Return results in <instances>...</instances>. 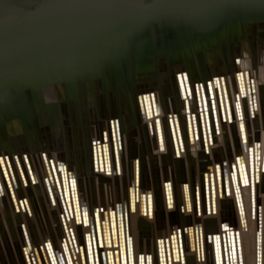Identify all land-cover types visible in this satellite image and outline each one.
I'll use <instances>...</instances> for the list:
<instances>
[{
  "label": "bare ground",
  "instance_id": "obj_1",
  "mask_svg": "<svg viewBox=\"0 0 264 264\" xmlns=\"http://www.w3.org/2000/svg\"><path fill=\"white\" fill-rule=\"evenodd\" d=\"M121 2L75 0L77 12L61 16L69 27L62 32L64 38L55 39L49 31L43 54L33 50L40 46L33 41L11 46L0 55V264H32L26 237L37 264H49L39 240L49 237L58 248L64 220L71 223L77 241L83 244L80 253L85 255L84 236L90 227L75 224L74 216L80 220L79 209L96 204L107 210L103 216L113 223L117 209V220L124 222L134 251L137 255L152 252L154 264H158L159 246L171 250L174 260L169 264H181L172 246L175 233L185 225H194L199 232L202 228L206 238L238 222L234 190L227 183L224 187L226 178L219 175L229 172L246 140H259L264 132V13L257 10L264 0H130L127 12L133 14L118 8ZM95 5H100L97 12H88ZM243 20L240 39L233 26ZM196 31L205 34L196 49L191 48L197 71L184 62H178V68L173 63L174 51L193 44ZM256 61L260 65V72L254 68L258 106L252 109L247 99L242 100L247 134L241 137L230 98H225L228 113L218 112V125L213 123L205 99L210 98L207 81L227 74L235 89L236 79L241 80L246 72L252 78L248 68L256 66ZM181 68L187 71L188 76H183L190 84L198 82L202 97L198 111L194 83L189 110L182 100ZM223 85V94L231 90ZM151 92L159 101L154 100L161 112L158 133L162 143L157 139L156 120L151 119L156 113L150 107ZM184 115L191 118L190 133ZM98 136L101 144L94 145ZM113 137L120 169L113 156ZM47 157L56 171L62 162L74 170L82 208L75 203L73 210L70 201L65 203L61 188L54 187L56 197L50 198ZM163 178L170 180L168 192L173 200L166 197ZM258 178L257 217L260 206L264 207L262 170ZM205 184L216 194L211 199L215 205L209 209L201 204L196 212L194 187L200 186V198L205 200ZM244 202L249 221L241 231L243 264H256L259 225L257 217L252 218L250 196ZM97 217L89 212L90 225L100 223ZM260 228L264 255V227ZM189 231L191 250L185 254V264H216L207 238L206 259L198 261L194 230ZM94 238L89 236V242ZM120 239L123 245V236ZM108 256L112 260L119 255L114 251ZM223 262L228 264L229 258Z\"/></svg>",
  "mask_w": 264,
  "mask_h": 264
},
{
  "label": "water",
  "instance_id": "obj_2",
  "mask_svg": "<svg viewBox=\"0 0 264 264\" xmlns=\"http://www.w3.org/2000/svg\"><path fill=\"white\" fill-rule=\"evenodd\" d=\"M113 2L122 1L124 4H121L118 6V8L122 9L123 12H127L128 9H131L130 6L127 4L130 0H111ZM133 1V0H132ZM100 5L90 6L92 10L88 12H97V7ZM257 7V4H256ZM260 8V9H259ZM79 7L76 6L75 0H0V55L2 53H5V51L8 50L11 46H17L19 44H26L28 42H36L38 41L40 44L38 49H33L34 51H38L43 54L45 51V41L47 40V33L49 31L53 32L55 35L54 38L57 39L59 37H63V30H68L67 24L64 22L63 18L61 17L63 13L65 12H77ZM257 10L259 13H264V2H259V5L257 7ZM128 13V12H127ZM133 14V13H128ZM248 13H245L243 16H246ZM245 26V20L243 22H239L236 26H233V30L237 35H239L240 39L243 35V28ZM204 33H201L199 31H196L194 33V43L198 44V39L202 37ZM205 35V34H204ZM201 36V37H200ZM202 39V38H201ZM235 39V38H233ZM237 39V38H236ZM202 42V41H201ZM187 44V43H186ZM185 44V46H186ZM190 46V49L192 48L193 44L188 43ZM211 44L214 46L216 43L215 41H211ZM205 45V44H204ZM177 53L179 52L176 50ZM191 52V50H190ZM177 55V54H176ZM179 56V54L177 55ZM240 59H238L239 61ZM187 71H183L178 74V76L181 79V82L186 84L187 80L183 76V74H186ZM243 71L239 74L242 75ZM182 74V75H181ZM238 74V75H239ZM192 80V79H191ZM228 80L227 74H222L221 76H213L212 79L207 81V93L210 97H217V99L214 100L213 105L211 101H209V109L211 115L213 114V122H215L218 125V119L217 114L218 112L220 115H225L228 113V109L226 111V105L225 98H235L239 97V101L242 99H251L254 100L255 97V106L257 108L258 106V88L256 83L253 81L251 84L247 83L248 89H252L254 86V89L251 90L250 95L246 94L244 89L234 90L233 93H231L229 90L223 94V91L220 90V86L222 84H226ZM239 81V79H238ZM218 82V85L216 86L215 83ZM190 83V81H189ZM193 90L198 93L200 96L199 91V85L195 84L193 86ZM214 91H216L217 95L215 96ZM244 92V93H242ZM242 94V95H240ZM186 97V98H185ZM185 99L188 100V94H185ZM242 100L240 102V106L242 105ZM208 102V101H207ZM239 106V108H240ZM214 107V108H213ZM253 109V107H252ZM216 115V116H215ZM224 118V117H223ZM225 120V118H224ZM242 134V133H241ZM246 136V135H245ZM243 137V135H241ZM261 142V141H260ZM116 147H118L116 145ZM254 147V146H253ZM254 147V151L252 153V163H250V152L247 149V153L242 154L243 156H246L247 159H239L235 160L237 162V166L240 165L242 168L248 170L250 173L252 172L255 176V181L258 183V174L260 170L264 172V160H262L261 163V153H262V159H264V141L261 142V147L259 148ZM257 150V153H256ZM118 152V150H117ZM115 153V152H114ZM260 153V154H259ZM117 154V153H116ZM241 155V153H239ZM28 162L27 157L25 158ZM50 159L46 158L45 168L47 170V174H49L48 179H50V183L48 186L47 183V192L51 199H54L56 195L53 193L52 190L58 189V172L52 168L50 164ZM234 164V163H233ZM236 165V164H235ZM29 166V164H28ZM47 166V167H46ZM232 168L230 166L229 169V175H234V171L237 170L239 167ZM169 181H166L165 184L167 185ZM51 185V186H50ZM165 185V187H166ZM171 185V184H170ZM68 186L63 185L62 186V194L64 198V202L70 203L73 205V210H75V203L78 205L80 202H82V199H79V196L74 195L69 191L67 188ZM206 188L208 190V194H211L210 185L207 184V186H204V190L206 191ZM245 188L248 189V191L242 192L244 198L248 195L251 198V206H253V212L256 207V189L253 190V193L251 192V186L248 185V187L245 186ZM77 188H74L75 190ZM246 189V190H247ZM168 190V188L166 189ZM199 191L201 192V188L199 186ZM235 191V190H234ZM167 192V191H166ZM169 193H167V199L170 198ZM70 196L67 198V196ZM173 200V197L170 198ZM196 202V200H195ZM81 208L82 204L80 203ZM241 205L245 209V215L248 214V209L245 207V202L243 201ZM152 208V207H151ZM100 209V210H99ZM97 212H94L95 218H98L99 216L101 218L100 223L97 226V230L95 227V224L87 225L81 222V225H84L86 227H90V230L85 232L84 236V246H85V255H81V247H83V244H79L75 237V233L73 230V227L71 223H68L64 220V237L65 239L60 242V251H51L45 253L47 255V259L49 261V264H154V254L152 252H146V253H137L134 251L133 243L129 240V235L126 233V228L124 225V222L118 219L117 220V209H114V212H116V219L114 220V223L111 220H108L105 216H103V212L107 211L100 207ZM116 210V211H115ZM238 211V210H237ZM80 212V211H79ZM239 212V211H238ZM237 212V213H238ZM243 213V211H241ZM70 213L72 214V208H70ZM240 213V212H239ZM238 213V221L242 222L244 220V215H239ZM241 213V214H242ZM101 214V215H100ZM109 215H111V211L109 210ZM81 216V212H80ZM75 217V224H79L77 221V215ZM77 218V219H76ZM83 218V217H82ZM111 218V217H110ZM255 217H253L254 219ZM85 221V219H83ZM114 224V225H113ZM229 230L225 234V230L219 233V237L209 238L208 241L212 244L210 247L209 253L211 256H213V260L216 262V264H219L221 261V264H224L223 260L226 262V259L229 258L228 264H243L244 257L242 252V239L237 238V229L238 234H240L241 237V231L245 228H247V224H245V227L243 225H240V227L237 226V224H233V227L231 226V223L229 226H227ZM99 229L101 231L99 232ZM116 232H114V230ZM193 229V226L190 227V225H185L182 228L179 229V234L175 233V242L176 244H173L172 246V253L177 255L178 259L177 262H180L181 264L186 263V256L188 251L191 250V241H188L186 237L187 234ZM233 232L232 236L230 238L228 237V233ZM116 233V234H115ZM122 233V234H121ZM96 234V235H95ZM89 236L96 237L93 241L88 240ZM121 236H123V245L121 242ZM228 237V239H226ZM216 239V240H215ZM233 239L235 241H233ZM191 240V238H190ZM199 241L194 242L195 247L194 250L196 251L198 261L204 262L206 259V249H205V241ZM258 242V241H257ZM262 239L259 240L257 243V257H256V264H264V255H263V249H262ZM45 243V242H44ZM202 244V245H201ZM260 246V247H259ZM240 247V249H238ZM259 247V248H258ZM261 249V250H260ZM117 252L119 256L116 258L112 257V260L109 258L108 254L111 252ZM235 253L232 255V253ZM30 257L33 258V261H31L32 264H37V260L35 259L33 250L30 252ZM108 256V258H107ZM158 257V264H169V261L173 259V256L171 255V250H167L166 248H161L159 246V250L157 253ZM44 260V258H43ZM174 260V259H173ZM260 260V262H259ZM45 262V261H44Z\"/></svg>",
  "mask_w": 264,
  "mask_h": 264
},
{
  "label": "flooded vegetation",
  "instance_id": "obj_3",
  "mask_svg": "<svg viewBox=\"0 0 264 264\" xmlns=\"http://www.w3.org/2000/svg\"><path fill=\"white\" fill-rule=\"evenodd\" d=\"M195 83L198 84V82H195ZM195 83H194V85H195ZM248 83L251 84L252 83V80L251 79H248ZM189 88L192 91V87H189ZM195 94H196V99H195L196 100V103H195V105H197L196 108H197V111H198L199 108L202 107V97H201V95L199 96L197 92H195ZM189 95L192 96V92H190ZM213 98L214 97H210L209 98V101H211V99H213ZM182 100L185 102V105L187 106V108H189L188 107L189 106L188 105V102L189 101L188 100H185V98H182ZM156 101H157V104H159V101H158L157 98H156ZM247 101H248V99H247ZM211 103L213 105V102H211ZM157 107H158L156 109L157 110V115H160L161 112L159 110V105ZM188 117H190V116L189 115H184V118L187 119ZM211 117H212V121H213L214 120L213 119L214 115L212 114ZM155 120H156V123H159L160 122V117L159 116L158 117L156 116L155 117ZM190 130H192L191 127L190 128H186V132L187 133H190ZM160 139L161 138H158V141L162 143L163 140L160 141ZM103 140H104V138H103ZM96 141L98 142V140H95V142ZM244 145L246 146V147H244V149H248L249 152H250V163H252V158H254V157H252V153L254 151V147L255 146H256V148H259V146L261 147V142L259 140H253L252 142H248L246 140ZM114 152H115V147L113 148V155H114ZM256 153H257V150H256ZM115 155H116V158H118V155L116 153H115ZM244 158L247 159L246 156H243L242 154L241 155L240 154H237L235 160H239V159H242L243 160ZM262 160H264V159H262ZM99 161H100V159H99ZM103 161H104L105 164L107 163L105 158H103ZM236 166H237V162L236 161L234 162V164H231V167L232 168L234 167V169H235ZM63 167L61 166V168H59L58 171H57L59 173L58 174V182H57L58 187L61 188V190H62V186L63 185H66V186H68L67 188L69 189V191L71 193H73L76 196H79L78 195V191H77V194H76L75 190H73L74 188H77L78 187V180H77L76 173L72 169L67 170L65 168V165ZM237 167H239V168L234 171V175L231 176V175H229V173H227L226 175L224 174L223 176L219 175V177H220V179L223 178V180L226 178L225 179V182H223L224 187H225V185L227 183V186L228 185H231L232 188H233V190H235L233 192L234 193L235 206H236L237 210L240 212V213L238 212L239 215H244V221L243 222H241V221L240 222L239 221L237 222V226L240 227V225H242V224H247L248 221H246V220H249L248 219V215L247 216L245 215L246 213H245L244 207L241 205V203L244 201V196L242 195L243 194L242 193L243 192L242 190L245 188V186L248 187V185H250L251 186V192L253 193V190L256 189V184L257 183L255 181V176L253 175L252 172L250 173L248 170L242 168L240 165H238ZM245 180H247V183H245ZM258 182H259V180H258ZM205 193H206V191H205ZM212 194H210V195L208 194V196H206L208 199L207 198L205 200L204 199H201L200 198L199 185H195V187H194V200H196V202H195L196 212H197L198 209H200L201 204L202 205L205 204V208H209V209H210V207H211L212 204L215 205V203H212V200L211 199L212 198H215V195L216 194L213 193V192H212ZM80 197L82 198L81 190H80ZM80 197H79V199H80ZM148 198H150V197H148ZM190 211H192V210H190ZM241 211H243V213ZM88 214H89L88 211L86 209H83V218L82 219H86L87 220L88 219ZM200 214H201V212L199 211V215ZM84 216H86V217H84ZM253 217H257L256 210H254V212H253ZM257 222H258V225H259V230L257 231V241L259 242V240L262 238L261 231H260L261 228L260 227H264V207H262V209H261V206H260V211H259V214H258V217H257ZM191 226H193V228H194V229H192V230H194V236H196V237L199 236V237H203V238L205 237L204 232L202 231L203 230L202 228H200L201 231L199 232L196 229L197 227L195 228L194 225H190V227ZM231 226L233 227V224H231ZM229 230H232V229H228L227 228V230H225V234ZM219 233L220 232H212V233H209L207 236H210L212 239L215 238V237L218 238L219 237ZM232 234H233V232H229L228 233V237L230 238V236H232ZM237 235H238L237 238H241L240 237V234H238V229H237ZM228 237L226 239H228ZM233 241H235V240L233 239ZM238 249H240V247H238Z\"/></svg>",
  "mask_w": 264,
  "mask_h": 264
},
{
  "label": "rangeland",
  "instance_id": "obj_4",
  "mask_svg": "<svg viewBox=\"0 0 264 264\" xmlns=\"http://www.w3.org/2000/svg\"><path fill=\"white\" fill-rule=\"evenodd\" d=\"M254 39V38H253ZM255 39H256V35H255ZM254 39V40H255ZM196 47H197V43H196V46H195V44H193V50L194 49H196ZM255 49V48H254ZM190 46H189V44L187 43L186 44V46H185V48H182L178 53H177V51L175 50L174 51V58H173V63H176V65H178L177 63L178 62H180V63H182V62H184L186 65H189V66H191V67H193L194 69H195V72L197 71V66L195 65L194 66V61L196 62V60H195V58H194V56H193V54H192V51L190 52ZM184 52V53H183ZM179 54V56H177V55ZM261 58H262V56H261ZM257 59H258V57H257ZM251 61H252V59H250ZM249 60V61H250ZM253 62H254V60H253ZM253 62H251V63H253ZM257 62L258 61H256L255 63H256V66H252L251 68H248V69H250V70H252V72L253 73H250L251 75H252V78H251V80L253 79V81L255 82V80H256V76L254 75V73H255V71H254V68H256V70H257V72H260V65L258 64L257 65ZM261 62H262V59H261ZM254 64V63H253ZM252 64H250V66H251ZM262 65V64H261ZM178 68H180L179 67V65H178ZM182 69L183 68H181L179 71H178V74L179 73H181V71H182ZM185 71V70H184ZM247 71V70H246ZM183 72V71H182ZM242 74V73H241ZM185 75H187L188 76V73L186 72V74ZM243 75V74H242ZM247 75V76H246ZM246 75H244V76H241L242 78H241V80H240V78H239V81H238V79H236V88L234 89L233 88V86H231L229 83H228V81H227V83H226V85L229 87V88H231V91H232V93H233V89L234 90H241V89H244L245 90V92H246V94H248V96H251L250 95V92H251V90L252 89H254V86L252 87V89H248L247 87H248V85H247V83H248V79H249V77H248V75L249 74H247V72H246ZM193 80H197L196 78H194ZM187 83L186 84H184L183 82H180V86L181 85H183V89H182V92H183V95L185 96V94L187 95L188 94V96H189V93L190 92H192L191 90H190V88L189 87H191V85H193V84H191L190 85V83H189V81H186ZM195 83V82H194ZM195 84H197V83H195ZM224 87H225V84L223 85V89H224ZM194 88V87H193ZM226 88V87H225ZM124 90V88L123 87H121L120 88V90ZM220 90H222V85L220 86V88H219ZM180 91H181V89H180ZM156 92V91H155ZM194 92H195V90H194ZM242 93H244V92H242ZM182 95V96H183ZM240 95H242V94H240ZM155 94L153 93V92H151V96H150V107L152 108V111L154 110L156 113H157V110H156V104H155ZM186 98V97H185ZM195 98H196V94H195ZM205 99L207 100V101H209L208 100V98H207V96L205 97ZM216 98L214 97L213 99H211V102H214V100H215ZM186 100V99H185ZM232 100V105H233V109L235 110V115H236V117H237V119H238V121H239V123H240V132L242 133L241 135H246L247 134V131H246V127H245V122H244V118H243V116H242V111L240 110V108H241V106H240V102H241V100L239 101V97H235V98H232L231 99ZM196 103V102H195ZM201 104V103H200ZM242 104V103H241ZM248 105L249 106H251V107H253L254 108V106H255V97H254V100H252V102H251V99H249L248 100ZM196 107H197V105H195ZM239 106H240V108H239ZM187 107V106H186ZM226 108V107H225ZM188 110H189V108H187ZM226 110H227V108H226ZM152 111H151V113H152ZM151 114V119H153V118H155L156 116L158 117L159 115H157V114ZM216 116V115H215ZM190 117H188L186 120H185V124H186V128H190L191 127V122H190ZM214 123V122H213ZM157 125L155 126V130H156V134H157V139L158 138H160L161 136H160V134L158 133V123H156ZM215 126H217V125H215ZM263 133L264 132H260V134H259V136H260V139H259V141H261L262 142V136H263ZM102 137H104V130H102ZM101 137H99L98 136V142H100V144H101V139H100ZM114 138V137H113ZM104 139L106 140V137H104ZM97 142V141H96ZM96 142H95V140H94V145H96ZM116 145H117V143H116V138H114V141H113V148L115 147V153H117V155H118V158H116V155H115V153H114V160H115V164H116V167H118V169H120L119 167H120V164H119V154H118V152H117V150H118V147H116ZM239 153H241V154H244V153H247V149H242V151L241 152H239ZM238 153V154H239ZM65 165V168L67 169V170H69L70 169V167L66 164V163H64V162H62V167ZM64 168V167H63ZM109 168H111V166H109ZM72 169V168H71ZM111 172V171H110ZM164 179V182H166V181H170L168 178H163ZM77 180H78V178H77ZM161 183H162V180H160V186H161ZM169 185H170V183H168L167 185H166V189L168 188H170L171 187V185H170V187H169ZM77 191H78V195H79V197H80V188H79V185H78V187H77V189H75V192H76V194H77ZM167 191V193H169L168 192V190H166ZM245 193V192H244ZM170 194V193H169ZM168 194V195H169ZM246 194V193H245ZM2 195V194H1ZM1 197V196H0ZM80 199H81V197H80ZM92 207V208H91ZM91 207H88L89 209H86L87 211H88V213L90 212L91 213V215H93V213L94 212H97L98 211V209L100 208V207H98V205L96 204V205H94V206H91ZM103 209H104V207L103 206H101ZM81 208V207H80ZM115 209V208H114ZM261 209H262V206H261ZM100 210V209H99ZM112 209H111V207H110V211H111ZM79 211L81 212V216H80V220L78 221V223L79 224H81V222L83 223H85V224H87V225H90V222L87 220V222H85V221H83V219H82V217H83V209L82 210H80L79 209ZM79 212V213H80ZM248 215V214H247ZM246 215V216H247ZM111 216V215H110ZM85 217V216H84ZM253 218V217H252ZM77 219V218H76ZM249 219V218H248ZM244 221V220H243ZM242 221V222H243ZM246 221H249V220H246ZM83 223V224H84ZM24 224V223H23ZM237 224V223H236ZM191 225V224H190ZM244 227H245V224H242ZM97 226H98V224L95 222V227H96V230H97ZM21 228H23V230H25V232H26V229H25V225H23ZM206 238H209L208 236H206ZM205 237H204V239H206ZM65 239V237L63 236V237H61L60 238V241H59V246H58V248L57 247H54L53 246V243H52V240L49 238V237H46L45 238V240L43 241V240H39V243H43L44 244V247H45V250H46V253L47 252H49V250H51V251H56V250H59L60 251V242L61 241H63ZM25 242H26V246L25 247H28V249H29V251L30 252H32V246H31V244H30V242H29V238L28 237H26V239H25ZM45 242V243H44ZM259 262H260V260H259Z\"/></svg>",
  "mask_w": 264,
  "mask_h": 264
},
{
  "label": "crops",
  "instance_id": "obj_5",
  "mask_svg": "<svg viewBox=\"0 0 264 264\" xmlns=\"http://www.w3.org/2000/svg\"><path fill=\"white\" fill-rule=\"evenodd\" d=\"M187 236H189V237H186L187 239L189 238V240L188 241H191L190 240V235H189V233L187 234ZM199 241H204V238L203 237H199V236H195V239H194V242H199ZM200 243V242H199ZM202 245V244H201Z\"/></svg>",
  "mask_w": 264,
  "mask_h": 264
},
{
  "label": "snow or ice",
  "instance_id": "obj_6",
  "mask_svg": "<svg viewBox=\"0 0 264 264\" xmlns=\"http://www.w3.org/2000/svg\"><path fill=\"white\" fill-rule=\"evenodd\" d=\"M245 183H247V180H245ZM170 187V186H169ZM235 253L233 252L232 255H234Z\"/></svg>",
  "mask_w": 264,
  "mask_h": 264
}]
</instances>
